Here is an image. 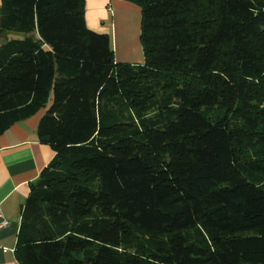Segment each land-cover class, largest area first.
I'll use <instances>...</instances> for the list:
<instances>
[{
  "label": "trees",
  "instance_id": "16d2710c",
  "mask_svg": "<svg viewBox=\"0 0 264 264\" xmlns=\"http://www.w3.org/2000/svg\"><path fill=\"white\" fill-rule=\"evenodd\" d=\"M140 7L115 61L84 0H1L0 135L39 111L20 264H264V0Z\"/></svg>",
  "mask_w": 264,
  "mask_h": 264
},
{
  "label": "crops",
  "instance_id": "0c3cea01",
  "mask_svg": "<svg viewBox=\"0 0 264 264\" xmlns=\"http://www.w3.org/2000/svg\"><path fill=\"white\" fill-rule=\"evenodd\" d=\"M84 7L87 8L85 22L88 27L93 28L104 25L108 15L111 16L114 9L119 10L116 19L119 26V42L126 40L123 36L133 23L130 24V18L121 12L133 10L130 3L121 0H84ZM115 15L114 13V17ZM111 19L113 20V16ZM97 31L103 33L102 30ZM43 113L39 111L33 117L12 125L0 135V214L3 220L8 222L6 227L0 228V247L4 249L0 251V264H20L14 250L22 208L29 196L31 184L37 180L40 172L54 156L50 148L42 145L37 139V124Z\"/></svg>",
  "mask_w": 264,
  "mask_h": 264
},
{
  "label": "rangeland",
  "instance_id": "374dc122",
  "mask_svg": "<svg viewBox=\"0 0 264 264\" xmlns=\"http://www.w3.org/2000/svg\"><path fill=\"white\" fill-rule=\"evenodd\" d=\"M125 2V1H124ZM129 3V2H127ZM132 5L131 11H122L121 13L126 14L127 17L130 18V24L133 23V26L128 29L127 34L123 36V38L126 37V40L123 41V43L119 42V26L118 21L116 20L118 18V13H120L119 10L114 9L111 13V16L108 15L107 20L105 21L104 25H99V27H88V24H86L87 28L93 32H100L97 31L102 30L103 33L100 34H108L111 39V44L114 52L115 61L119 63H127V64H143V54H142V46L140 42V30H141V12L140 7L137 6L134 3H130ZM2 6L1 0H0V7ZM137 12H136V10ZM85 16L87 19V8H85ZM115 11V12H114ZM114 13L116 14L114 17ZM113 16V20L111 19ZM90 16H88L89 20ZM87 23V22H86ZM134 23L136 25H134ZM97 26V25H94ZM137 26V27H136ZM116 33V36L114 34ZM30 35L18 33V32H8L6 34V39H1L0 34V47L5 44L7 41L10 40H22L25 39Z\"/></svg>",
  "mask_w": 264,
  "mask_h": 264
},
{
  "label": "built area",
  "instance_id": "2783aa9c",
  "mask_svg": "<svg viewBox=\"0 0 264 264\" xmlns=\"http://www.w3.org/2000/svg\"><path fill=\"white\" fill-rule=\"evenodd\" d=\"M7 225H8V222L5 221V220H3L2 215L0 214V228H1V227H6ZM2 250H4V249H2V248L0 247V251H2Z\"/></svg>",
  "mask_w": 264,
  "mask_h": 264
},
{
  "label": "water",
  "instance_id": "95a60500",
  "mask_svg": "<svg viewBox=\"0 0 264 264\" xmlns=\"http://www.w3.org/2000/svg\"><path fill=\"white\" fill-rule=\"evenodd\" d=\"M0 34H1V39L5 40L7 32L6 31H0Z\"/></svg>",
  "mask_w": 264,
  "mask_h": 264
}]
</instances>
